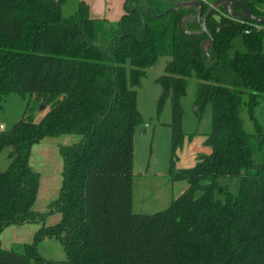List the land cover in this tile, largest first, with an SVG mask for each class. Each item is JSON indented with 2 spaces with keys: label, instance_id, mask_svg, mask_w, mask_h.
<instances>
[{
  "label": "trees",
  "instance_id": "trees-1",
  "mask_svg": "<svg viewBox=\"0 0 264 264\" xmlns=\"http://www.w3.org/2000/svg\"><path fill=\"white\" fill-rule=\"evenodd\" d=\"M68 1L0 0V110L11 93H30L47 108L39 122L24 115L0 129V153L11 147L10 166L0 171V235L10 225L43 223L31 243L0 245V264H53L38 250L47 238L63 243L64 264H264V128L254 114L264 97V26L210 15L214 44L205 49L208 34L189 35L182 26L196 9L126 0L124 15L111 23L93 18L81 0L64 15ZM247 2L264 14V0ZM239 36L248 51L231 54ZM161 56L170 57L158 79L161 105L172 102L170 177L188 185L165 210L135 213L137 87ZM192 75L199 109L212 106L211 153L179 168L187 138L182 98ZM244 107L253 133L245 128ZM62 135L80 140L59 146V196L39 212L41 174L30 164L32 149ZM234 178L237 194L230 190ZM53 213L61 219L47 225Z\"/></svg>",
  "mask_w": 264,
  "mask_h": 264
},
{
  "label": "rangeland",
  "instance_id": "rangeland-1",
  "mask_svg": "<svg viewBox=\"0 0 264 264\" xmlns=\"http://www.w3.org/2000/svg\"><path fill=\"white\" fill-rule=\"evenodd\" d=\"M72 13L74 12H71L69 7L64 9V15L69 16ZM237 51H248L240 36L235 38L231 54ZM169 59L170 57L168 56L159 57L154 66L146 69V75L142 78L140 86L137 87L138 109L142 115V122L138 124L135 132V178L133 186V211L135 213L153 214L165 210L184 192L185 187L188 185L186 181L173 183L170 177L172 102L169 98L161 105L162 87L158 82V79L166 74ZM197 91L198 79L196 75H192L187 78V90L182 98V106L184 108L183 128L187 138L181 159L177 163V167L181 168L194 166L200 153H211L210 146L206 144V135L213 129L212 106L207 104L204 108L199 109L196 104ZM46 111L47 108L43 107L34 95L28 93L23 96L19 93H11L5 97L3 108L0 110V129H9L24 115L32 117L35 122H39ZM254 114L264 128V97L260 99ZM241 115L246 130L250 133L255 132V124L248 107L243 108ZM1 125H3V128H1ZM72 138H79V136L62 135L54 139L57 140L58 144H68L69 139ZM58 144L57 148L50 145L51 148H49L48 154L51 157L54 156V160L57 157L61 161L63 169L64 162ZM10 150L11 147H6L0 153V171H5L10 166ZM229 183L231 192L237 194L240 189V179L234 178ZM47 203L44 202L42 197H39L36 201L35 209L37 210V207L44 205L46 211H48L49 206ZM53 214L47 216L45 222L47 225L54 224ZM35 224H40L41 226L43 223ZM13 226L18 227V225ZM12 232L13 230L7 231L6 235L1 238L5 237L4 248H16L20 245L17 242H10L15 237ZM38 250L46 261L53 264H64L67 260L65 247L56 238H47L39 242ZM31 264H36V262L32 261Z\"/></svg>",
  "mask_w": 264,
  "mask_h": 264
},
{
  "label": "crops",
  "instance_id": "crops-1",
  "mask_svg": "<svg viewBox=\"0 0 264 264\" xmlns=\"http://www.w3.org/2000/svg\"><path fill=\"white\" fill-rule=\"evenodd\" d=\"M87 3L90 7V13L93 18H100V19H108L111 23L112 22H119L122 16L125 13V2L126 0H81ZM208 2H213V0H207ZM69 7L71 12H74L77 7V0H69L65 5L64 9ZM3 126V125H1ZM56 137H49L43 139L41 142L36 144L32 149V154L30 157V164L31 166L41 174L40 180V187H39V197H42L44 202H48L47 205L57 199L59 196V192L62 186L61 175L63 172L61 161L56 157L54 160V156L51 157L48 152L51 148L50 145L53 147L57 146V140L54 139ZM80 140V138H72L69 139L68 144L70 145L76 143ZM73 142V143H71ZM53 143V144H50ZM62 144H58L60 146ZM185 146V145H184ZM57 148V147H56ZM181 152V154L184 151ZM53 160V161H51ZM64 162V161H63ZM64 168V167H63ZM181 168V167H179ZM135 178V176H134ZM134 186V185H133ZM187 187H185L186 190ZM184 190V191H185ZM37 198V200H38ZM54 198V199H53ZM39 212H47L44 205L37 207ZM49 210V209H48ZM54 220L57 223L61 219L60 213H54ZM40 224L35 223H27L24 225L17 226H9L7 227L0 235V245L3 247V242H5V237L1 239L5 233L9 230H13L12 234H14V238L10 240V242H17V244L28 243L33 240L35 232L39 228ZM8 242V244H10ZM9 246V245H8ZM9 249V247H5Z\"/></svg>",
  "mask_w": 264,
  "mask_h": 264
},
{
  "label": "water",
  "instance_id": "water-1",
  "mask_svg": "<svg viewBox=\"0 0 264 264\" xmlns=\"http://www.w3.org/2000/svg\"><path fill=\"white\" fill-rule=\"evenodd\" d=\"M170 1L173 3L170 10L181 8L196 9L194 15L187 16L183 19L182 26L189 35L208 34L209 39L205 40L202 44L205 49L214 44L213 35L207 27V20L210 15L218 22L225 16L237 21H251L254 24L264 25V14H255L247 0H213L211 3L205 0ZM149 10L145 9L144 13ZM192 22H197L200 25V29H189V24Z\"/></svg>",
  "mask_w": 264,
  "mask_h": 264
},
{
  "label": "built area",
  "instance_id": "built-area-1",
  "mask_svg": "<svg viewBox=\"0 0 264 264\" xmlns=\"http://www.w3.org/2000/svg\"><path fill=\"white\" fill-rule=\"evenodd\" d=\"M206 2H208L207 0H205ZM242 22V21H241ZM247 22V21H246ZM249 23H251L252 24V27H253V29H256V30H259L262 26H264V25H259V24H254V23H252L251 21H248ZM252 31V29H248L247 31H246V33H250ZM1 128H3V126H1Z\"/></svg>",
  "mask_w": 264,
  "mask_h": 264
}]
</instances>
